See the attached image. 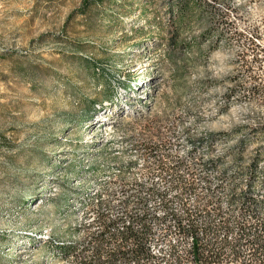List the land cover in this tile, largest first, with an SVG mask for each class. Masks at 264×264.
Instances as JSON below:
<instances>
[{
	"label": "rangeland",
	"instance_id": "374dc122",
	"mask_svg": "<svg viewBox=\"0 0 264 264\" xmlns=\"http://www.w3.org/2000/svg\"><path fill=\"white\" fill-rule=\"evenodd\" d=\"M249 39L259 76L264 0H0V264H80L55 247L85 246L101 213L120 228L145 211L168 260L160 221L204 223L208 201L237 221L246 184L264 222V102L238 77Z\"/></svg>",
	"mask_w": 264,
	"mask_h": 264
},
{
	"label": "trees",
	"instance_id": "16d2710c",
	"mask_svg": "<svg viewBox=\"0 0 264 264\" xmlns=\"http://www.w3.org/2000/svg\"><path fill=\"white\" fill-rule=\"evenodd\" d=\"M261 53L262 49L249 39L239 53L241 71L238 77H247L249 82L242 89L244 97L259 98L264 102V73L258 76L253 69V63L260 62ZM262 63L264 66V59ZM251 131L264 133V120ZM173 162L178 167L183 166L179 159ZM246 171L252 180L259 171L258 160L253 159ZM192 189V186L184 188L188 191ZM249 191L250 185L246 184V189L239 194L241 211L237 221L221 216L215 206L209 208L211 201L203 209L209 220L201 224L195 221L198 211L184 209L181 216L167 215L160 221L164 227L163 235L173 234L176 240L167 255L168 260L152 252L150 214L146 211L139 217H128L127 224L120 228L116 227L120 218L101 213L96 220L98 230L85 237V246L74 243L55 248L63 257L78 259L80 264H140V261H145L144 264H161L162 261L164 264H264V222L256 219V206L250 200ZM68 207L64 203L59 209L69 212ZM214 216H219V219L212 221ZM49 245L50 242H47ZM84 248L90 252L87 258L83 257ZM12 263L11 259L9 264Z\"/></svg>",
	"mask_w": 264,
	"mask_h": 264
},
{
	"label": "bare ground",
	"instance_id": "6f19581e",
	"mask_svg": "<svg viewBox=\"0 0 264 264\" xmlns=\"http://www.w3.org/2000/svg\"><path fill=\"white\" fill-rule=\"evenodd\" d=\"M101 124V126L100 127H107V125H106V123L105 122H102V123H100Z\"/></svg>",
	"mask_w": 264,
	"mask_h": 264
}]
</instances>
